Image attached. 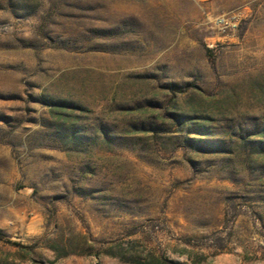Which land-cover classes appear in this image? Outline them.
<instances>
[{
  "label": "rangeland",
  "instance_id": "1",
  "mask_svg": "<svg viewBox=\"0 0 264 264\" xmlns=\"http://www.w3.org/2000/svg\"><path fill=\"white\" fill-rule=\"evenodd\" d=\"M0 232L23 264H264V0H0Z\"/></svg>",
  "mask_w": 264,
  "mask_h": 264
},
{
  "label": "trees",
  "instance_id": "2",
  "mask_svg": "<svg viewBox=\"0 0 264 264\" xmlns=\"http://www.w3.org/2000/svg\"><path fill=\"white\" fill-rule=\"evenodd\" d=\"M5 237L0 232V264H23L19 254L28 253L32 246Z\"/></svg>",
  "mask_w": 264,
  "mask_h": 264
},
{
  "label": "built area",
  "instance_id": "3",
  "mask_svg": "<svg viewBox=\"0 0 264 264\" xmlns=\"http://www.w3.org/2000/svg\"><path fill=\"white\" fill-rule=\"evenodd\" d=\"M237 17V14H234L232 16H226V15H218L215 18V23L220 26L221 28L227 29L230 28L233 23L234 19Z\"/></svg>",
  "mask_w": 264,
  "mask_h": 264
}]
</instances>
